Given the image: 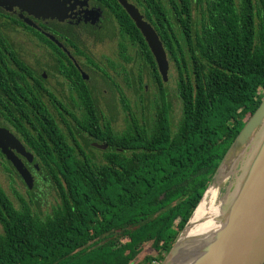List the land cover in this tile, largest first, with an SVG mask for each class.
<instances>
[{
	"label": "trees",
	"instance_id": "trees-1",
	"mask_svg": "<svg viewBox=\"0 0 264 264\" xmlns=\"http://www.w3.org/2000/svg\"><path fill=\"white\" fill-rule=\"evenodd\" d=\"M88 1L113 27L100 39L91 28L82 34L95 44L115 39L118 58H106L108 72L80 38L66 43L117 94L123 127L114 129L113 112H100L96 97L81 99L79 119L59 109V118L46 116L23 76L7 68L18 62L0 38V127L19 137L39 163L33 187L24 184L28 202L15 190L19 207L0 184V264L161 263L264 97V0H128L166 53L167 81L179 101L174 128L170 86L140 31L116 0ZM143 71L154 94L145 88ZM131 88L141 113H133L125 97ZM93 141L105 148L90 146ZM3 157L1 172L15 189L16 171ZM38 178L58 196L45 215L30 198Z\"/></svg>",
	"mask_w": 264,
	"mask_h": 264
},
{
	"label": "water",
	"instance_id": "water-1",
	"mask_svg": "<svg viewBox=\"0 0 264 264\" xmlns=\"http://www.w3.org/2000/svg\"><path fill=\"white\" fill-rule=\"evenodd\" d=\"M69 1L0 0V9L10 12L17 8L37 19L64 21L68 18L66 11ZM116 1L140 31L155 60L160 77L167 81L168 60L155 30L143 20L133 4L127 0ZM83 4L86 2L83 1ZM87 14L89 17L85 21H90L91 24L100 19L97 10H91ZM91 145L98 149L105 148L95 142ZM11 148L29 157L16 138L7 129L0 127V151L12 163L26 187L31 189L33 177L12 154ZM216 183L220 187L222 226L211 237L213 247L203 256L211 259L210 264H264V97L229 147L207 189ZM202 198L161 264H168L169 259L171 260V255ZM199 260L195 264H205Z\"/></svg>",
	"mask_w": 264,
	"mask_h": 264
},
{
	"label": "flooded vegetation",
	"instance_id": "flooded-vegetation-1",
	"mask_svg": "<svg viewBox=\"0 0 264 264\" xmlns=\"http://www.w3.org/2000/svg\"><path fill=\"white\" fill-rule=\"evenodd\" d=\"M83 1L86 4H83ZM91 10H97L100 14V19L95 24L85 21L86 17H89L87 13ZM0 14H2L0 18V38L8 48L7 54L11 55L12 60L15 58L18 62L15 65L13 61L7 65V68L13 70V72L15 71V77L18 79L23 76L28 84V95L33 96L31 100L42 103L46 116L59 118L56 116L55 111L59 109L68 119H79L84 113V107L80 104V101L87 97H96L98 110L105 115H107L106 113L109 115V100L104 95L105 91H101L95 86L94 78L97 75L95 70L77 56L79 49L66 43V41L76 36L85 45L101 44L100 42L95 44L93 37L82 34L84 29L90 30L91 28L100 39L102 36L105 37L109 28L113 27L111 19L110 21H104V13L100 7L88 0H70L66 11L68 18L64 21L37 19L25 12H20L17 8H13L10 12L0 9ZM141 16L143 17L142 14ZM143 20L147 22L144 17ZM87 52L97 63L95 54L89 51L88 48ZM65 70H67V73ZM80 87H82V93ZM145 88H147V85ZM98 92L101 94L97 96ZM20 99L27 100L25 96ZM9 132L21 144L24 153L28 154L29 157L27 158L11 148L12 154L31 173L33 182H35L38 171L34 172L33 169L37 170L39 163L35 160V156L27 150L22 140L13 132ZM91 143L90 146H92ZM3 156V162L8 167L14 168L6 156ZM13 178L16 184L24 186L17 172L13 174Z\"/></svg>",
	"mask_w": 264,
	"mask_h": 264
},
{
	"label": "rangeland",
	"instance_id": "rangeland-1",
	"mask_svg": "<svg viewBox=\"0 0 264 264\" xmlns=\"http://www.w3.org/2000/svg\"><path fill=\"white\" fill-rule=\"evenodd\" d=\"M88 50L91 51L93 54H95V59L97 61L98 64H102L104 65L107 69L108 72H110L108 66H107V59H112V60H116L117 57V47H116V41L114 40H106L105 42L101 43L100 45H90L87 44L86 45ZM106 56V57H104ZM116 57V58H115ZM109 65V64H108ZM137 74V71H135ZM141 76L144 80L143 83H145V86L147 85V91L148 93L154 94L155 93V89L152 85L151 82H149V78L148 76H146V72L143 71L141 73ZM99 75H96V78H94L95 80V86L98 87L99 90L101 91H105L104 95L107 97V99L109 100V114L111 115V113L113 112L114 114V121H113V126L115 130H121L123 127V122H122V111L120 110V99L117 96V94L113 91H111V89H109V86L107 84H105L104 82H102L99 78ZM119 82L121 81V77L118 76L117 79ZM165 84L169 85L170 87H167L169 93H168V97L170 102L173 105V111L171 113V118H170V125L172 128H174V126L176 125L178 118L180 116L179 114V101L176 98V96L173 93V88L172 85H170V83L167 81ZM125 97L129 100L130 105L132 107L133 110H131L133 113H141L142 109L140 108V106L137 104V106L134 108V103L136 102L135 100L137 99V101H139L137 94H135L133 88L131 89H125ZM149 94L147 95L149 97ZM147 96H144L143 99L146 100ZM108 115V113H106ZM109 116V115H108ZM0 184L3 188V190L6 192L7 196L10 198V200L13 202L15 207H19V200L17 198L18 194L23 197L26 202H28L29 197L26 193V189L24 186L20 185L13 189L10 188L9 186V180L6 176L5 173H1V169H0ZM212 187L213 188V193L214 190H218L220 189V187L217 186V183L214 184ZM15 190L18 194L15 193ZM35 201L38 202V205L35 203V205L33 206V209L35 211H37L38 213H40L41 215H45V214H49L52 210V207L54 205H56V202L58 201V196L56 194V191L51 188L49 186V184H44L41 182V180L38 178L37 181V187L33 190V195H31ZM181 239V238H180ZM179 239V240H180ZM179 243V241H178ZM177 243V245H178ZM144 254V251L139 255V258H141ZM161 264V263H159Z\"/></svg>",
	"mask_w": 264,
	"mask_h": 264
},
{
	"label": "bare ground",
	"instance_id": "bare-ground-1",
	"mask_svg": "<svg viewBox=\"0 0 264 264\" xmlns=\"http://www.w3.org/2000/svg\"><path fill=\"white\" fill-rule=\"evenodd\" d=\"M212 186L204 193L168 264H195L199 259L201 263L210 264L211 259L203 255L213 247L211 237L221 229L223 215L220 189L213 193Z\"/></svg>",
	"mask_w": 264,
	"mask_h": 264
}]
</instances>
